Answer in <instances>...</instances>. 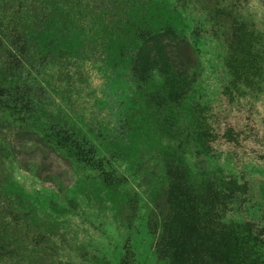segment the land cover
Listing matches in <instances>:
<instances>
[{"label": "rangeland", "instance_id": "rangeland-1", "mask_svg": "<svg viewBox=\"0 0 264 264\" xmlns=\"http://www.w3.org/2000/svg\"><path fill=\"white\" fill-rule=\"evenodd\" d=\"M66 1L42 50L0 0L2 86L24 82L25 42L52 50L0 102V264H264L217 233L212 192L232 177L231 208L264 215V0Z\"/></svg>", "mask_w": 264, "mask_h": 264}, {"label": "trees", "instance_id": "trees-1", "mask_svg": "<svg viewBox=\"0 0 264 264\" xmlns=\"http://www.w3.org/2000/svg\"><path fill=\"white\" fill-rule=\"evenodd\" d=\"M13 1V0H12ZM20 6L23 8L26 20L28 22V29L31 26H35L38 29H41L42 37L45 40L42 50L45 48L51 47L55 44L56 46L60 45L61 41L64 39L66 34H69V17H57V9H59L64 2V0H21ZM16 4V0H14ZM12 6V2H9ZM60 4V5H59ZM59 7V8H58ZM66 18V19H65ZM29 33V30H28ZM156 34V33H155ZM152 35V40L154 41V51L155 54L162 58L161 46L158 41L157 35ZM24 56L23 65L18 61L16 55L12 54V60L14 61L13 65L22 68V74L24 75V82L21 86L14 87L13 84H6L2 86L0 84V102L2 101H12L14 103L15 99H10L11 93L16 94H26L31 91L30 84H36V78L41 75L40 68L34 67V61L40 62L42 64L45 58L50 55L49 53L52 50H49L43 57L38 56L35 59V54L30 52L29 43L25 42L24 44ZM138 62L137 66L142 67L143 71L148 70L149 64V52L141 49L138 53ZM163 64L164 62L161 61ZM147 64V65H146ZM40 67V66H39ZM168 68V66H167ZM167 68L163 69L166 70ZM27 85H26V84ZM2 96L7 98L1 100ZM5 98V97H4ZM213 198L216 203V208H214V219L216 220V229L217 233L222 236L224 239L235 238V233L233 230H239L242 237H247L248 240H251V244L262 246L264 245V215L260 214L261 210L249 208L247 210L240 208H231L233 205H240L243 200L238 197V192L240 188L236 180L232 177H214L213 180ZM237 206V205H236ZM238 214L239 218H231L225 223L224 219L227 214ZM188 224V220L185 221ZM194 228V227H191ZM196 230V229H195ZM186 238V236H185ZM180 239V238H179ZM185 240L182 238V243L184 244Z\"/></svg>", "mask_w": 264, "mask_h": 264}]
</instances>
